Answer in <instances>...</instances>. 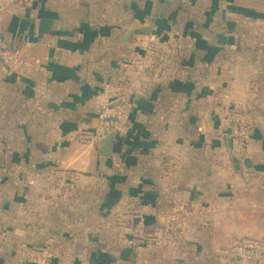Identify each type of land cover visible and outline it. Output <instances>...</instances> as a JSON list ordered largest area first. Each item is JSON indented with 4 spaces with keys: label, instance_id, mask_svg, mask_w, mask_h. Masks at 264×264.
Here are the masks:
<instances>
[{
    "label": "crops",
    "instance_id": "crops-1",
    "mask_svg": "<svg viewBox=\"0 0 264 264\" xmlns=\"http://www.w3.org/2000/svg\"><path fill=\"white\" fill-rule=\"evenodd\" d=\"M123 2L0 0L18 52L0 66V236L31 220L46 264H244L232 248L264 240V0H126L119 23ZM210 8L238 35H207ZM123 93L136 109L104 158L76 135ZM228 109L249 116L248 142L221 136ZM98 173L101 195L83 197Z\"/></svg>",
    "mask_w": 264,
    "mask_h": 264
},
{
    "label": "built area",
    "instance_id": "built-area-1",
    "mask_svg": "<svg viewBox=\"0 0 264 264\" xmlns=\"http://www.w3.org/2000/svg\"><path fill=\"white\" fill-rule=\"evenodd\" d=\"M15 2L29 5L31 0H11L10 5ZM10 7L1 5L0 13ZM17 63V50L11 47L7 40L0 35V66L12 68ZM135 109L136 105L130 94H120L99 110L98 127L80 133V142L87 145H98L104 137L113 136L115 139L121 136L129 129ZM251 130L252 124L245 112L238 109L226 111L225 124L221 131V136L224 139L232 143L248 142L251 137ZM129 244L133 245L134 241H129ZM231 254L244 264H264V240L245 238L232 248Z\"/></svg>",
    "mask_w": 264,
    "mask_h": 264
},
{
    "label": "rangeland",
    "instance_id": "rangeland-1",
    "mask_svg": "<svg viewBox=\"0 0 264 264\" xmlns=\"http://www.w3.org/2000/svg\"><path fill=\"white\" fill-rule=\"evenodd\" d=\"M111 1L116 2V4H118L119 6L121 5V2L124 3L123 1H125V5H127V7H123V9L115 8V9H111V10L113 12L115 10L116 11L118 10V12H119V14L117 15V20H115V21H119V23H121L122 21L123 22L126 21V19H127L126 10H124V9H130L132 2H129V4H126V0H111ZM226 1L227 0H216L217 3L221 2V5L226 3ZM136 3H138V0H136ZM217 3L214 6L216 8L218 6L219 7L218 9L220 10L221 5H218ZM221 14H222L221 12H218L217 16H215L214 12H212V9H211V11L209 10V16L207 18H206V16L203 19H201V17L199 18L200 19L199 21H201V20L207 21V19L209 18V21L213 22L212 26L214 25V27L211 26L207 29V35H210L212 37L214 35L215 36L216 35H226V37L230 36V35H236L237 36L238 32H239V30H238V24H239L238 17L235 16L234 14H232L231 16H228V17L224 16L225 20L228 19V20H230V22L232 24H234V28L233 27H232L233 29L231 28L230 33L228 31L223 32V28H222L223 23L222 22L224 20H222ZM202 23L203 22H201L200 24H202ZM120 29H122V28H120ZM211 29H214V30H211ZM120 31H122V30H120ZM200 32L203 34H206L205 32H203V30H200ZM227 56H229V55H227ZM229 58L224 59V58L220 57V58L213 60V61H207L206 65L208 66L209 70L215 69V73L218 76L221 74L219 72H221V70L223 69L222 65L225 67L226 65H228V63H230ZM234 61L238 62L237 57H235ZM198 67H199L200 71H201V69L202 70L206 69L205 63L203 64V61H202V63L198 64ZM82 132H84V131H82ZM82 132L80 131L76 135V139L79 143H81L79 140V135ZM124 134H122V135H124ZM81 144H83V143H81ZM119 144H118V146H116V148L121 146ZM83 145L89 146L87 144H83ZM90 146H95V145H90ZM39 163L43 164V161L39 160ZM17 172L20 175H24L20 171H17ZM45 174L46 173H44V175ZM52 175H53L52 180H55L58 182H62L63 180L64 181H71L72 179L76 178V176L73 173H65L64 174L62 172H56V173L54 172V173H52ZM89 177L90 178L88 180H90V181L87 180V183L85 185L80 186L81 195L85 198H96V199H98V196H100L102 193V188L99 187V185H97L98 182H92V181H98L99 179H103V178H107V177H106V175L101 176V174H99V173L96 177L95 176L94 177L89 176ZM53 195L64 197V196L69 195V193H67V191H64V193H63V189L60 187H57L56 193ZM67 209H68V207H67ZM30 221L31 220H28V219L19 220L15 223L13 221V222H11V224H9L7 226V232H5L4 235L0 236V243L6 244V247L9 250V251L8 250L5 251V250H3V248H0V264H44L45 263V260L40 262L39 257L42 258L44 256V255H40L41 254L40 251L42 249L43 250L47 249L46 248V246H47L46 236H44L43 234L37 235L35 232L33 234H31V222ZM120 223H123V222H120ZM113 225L119 227V224L116 225L115 223H113ZM14 244L17 246H15ZM44 259H45V257H44Z\"/></svg>",
    "mask_w": 264,
    "mask_h": 264
},
{
    "label": "water",
    "instance_id": "water-1",
    "mask_svg": "<svg viewBox=\"0 0 264 264\" xmlns=\"http://www.w3.org/2000/svg\"><path fill=\"white\" fill-rule=\"evenodd\" d=\"M113 136H107L101 139L100 145V155L104 158H109L111 156V145L113 141Z\"/></svg>",
    "mask_w": 264,
    "mask_h": 264
}]
</instances>
